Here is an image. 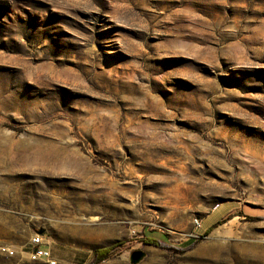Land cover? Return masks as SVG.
Segmentation results:
<instances>
[{"label":"rangeland","instance_id":"1","mask_svg":"<svg viewBox=\"0 0 264 264\" xmlns=\"http://www.w3.org/2000/svg\"><path fill=\"white\" fill-rule=\"evenodd\" d=\"M0 140V264H264V0H0Z\"/></svg>","mask_w":264,"mask_h":264},{"label":"built area","instance_id":"2","mask_svg":"<svg viewBox=\"0 0 264 264\" xmlns=\"http://www.w3.org/2000/svg\"><path fill=\"white\" fill-rule=\"evenodd\" d=\"M197 226L200 224L195 221ZM25 254L29 262H43L44 264H57L56 260L53 259L49 247L44 241V236L36 233L28 241ZM16 251L9 245H0V254L9 258L14 256Z\"/></svg>","mask_w":264,"mask_h":264},{"label":"trees","instance_id":"3","mask_svg":"<svg viewBox=\"0 0 264 264\" xmlns=\"http://www.w3.org/2000/svg\"><path fill=\"white\" fill-rule=\"evenodd\" d=\"M223 221L217 222L211 226H209L205 232L204 235H208L210 234L214 228H216L218 225L222 224ZM142 242L146 245H150V246H155V247H161V248H171L170 246H167L164 242L160 241L159 239L156 238H152V237H145L144 239H142ZM125 244V241H118L115 243H112L108 246L105 247H101V248H97L94 250V254H93V259L91 262L86 263V264H99L102 261L106 260L107 258H109L112 253L118 249L119 247H122ZM177 251H184V249H176Z\"/></svg>","mask_w":264,"mask_h":264},{"label":"bare ground","instance_id":"4","mask_svg":"<svg viewBox=\"0 0 264 264\" xmlns=\"http://www.w3.org/2000/svg\"><path fill=\"white\" fill-rule=\"evenodd\" d=\"M36 156H37V154H36ZM54 156H56V157L53 158V156L50 155V156H46V157L44 156V158L43 157H40V158L36 157V158H32V159L27 158V160H26L27 165L28 164L32 165L35 162L39 163L41 165V167L44 168L43 172L45 171L47 173H52V174L56 171H63L64 172L65 170L80 169V164H78L74 160L65 159V157H62V156H59V157L57 155H54ZM31 157H32V155H31ZM83 166H85V165H83ZM68 173H69V171H68ZM46 202H48L47 198H46Z\"/></svg>","mask_w":264,"mask_h":264},{"label":"water","instance_id":"5","mask_svg":"<svg viewBox=\"0 0 264 264\" xmlns=\"http://www.w3.org/2000/svg\"><path fill=\"white\" fill-rule=\"evenodd\" d=\"M42 234V233H39ZM144 257V253L142 251H136L131 255V263L136 264Z\"/></svg>","mask_w":264,"mask_h":264}]
</instances>
